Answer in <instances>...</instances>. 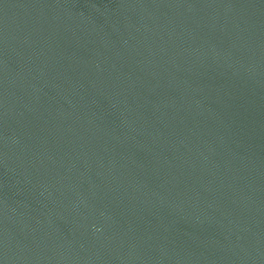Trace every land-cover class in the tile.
Returning <instances> with one entry per match:
<instances>
[{"label": "water", "instance_id": "95a60500", "mask_svg": "<svg viewBox=\"0 0 264 264\" xmlns=\"http://www.w3.org/2000/svg\"><path fill=\"white\" fill-rule=\"evenodd\" d=\"M0 264H264V0H0Z\"/></svg>", "mask_w": 264, "mask_h": 264}]
</instances>
